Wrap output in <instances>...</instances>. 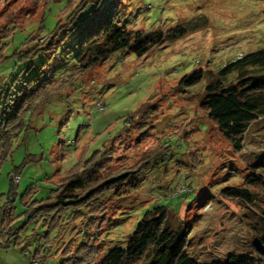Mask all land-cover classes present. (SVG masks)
Masks as SVG:
<instances>
[{
  "label": "rangeland",
  "instance_id": "374dc122",
  "mask_svg": "<svg viewBox=\"0 0 264 264\" xmlns=\"http://www.w3.org/2000/svg\"><path fill=\"white\" fill-rule=\"evenodd\" d=\"M69 1L31 5L30 0H0L1 35L15 24L2 40L0 115L7 95H14L32 76L54 80L67 75L64 88L28 117L31 130L24 144L14 145L0 163V208L8 213L3 219L0 213V264H28L30 254L46 240L40 224L23 227L25 191H30L28 200L44 198L79 155L83 159L112 145L118 156L114 167L132 166L140 153L158 142L161 156L136 177V189L126 187L119 196L108 192L100 198L107 208L95 241L101 258L112 248H124L142 214L156 207L163 208L164 225L174 240L185 232L181 249L198 264L225 262L228 253L236 259L253 253L264 258L251 245L255 238L250 228L258 208H264V121L248 127L242 150L235 153L193 99L210 83L233 82L234 71L223 76L220 70L264 48V0H117L118 23L127 30L158 28L165 33L178 28L185 33L172 41L163 39L140 58L129 53L111 56L70 80L72 34L63 40L56 32L57 53L23 55L30 48L28 35L44 39L65 20ZM194 74L199 75L196 84L179 83ZM142 115L140 122L151 124L139 128L135 124ZM129 131L148 136L141 139ZM10 174L19 178L16 186L9 181ZM232 186L254 193V205L222 198L220 191ZM9 191L14 198L10 208ZM80 232L76 243L83 242ZM53 237L49 235L42 246L48 247V260L38 262L57 261L55 250L68 231L58 243ZM148 262L143 258L138 264Z\"/></svg>",
  "mask_w": 264,
  "mask_h": 264
},
{
  "label": "trees",
  "instance_id": "16d2710c",
  "mask_svg": "<svg viewBox=\"0 0 264 264\" xmlns=\"http://www.w3.org/2000/svg\"><path fill=\"white\" fill-rule=\"evenodd\" d=\"M46 1L30 0V4ZM119 7L117 0H70L65 20L59 21L56 30L44 39L35 34L28 35L26 45L30 48L23 55L32 58L37 54L57 53L59 44L55 41L56 32H61L63 40L72 34L75 54L69 70L70 80L111 56L129 53L140 58L163 39L172 41L185 33L178 28L165 33L158 28L149 32L127 30L118 23ZM83 12V16L78 18ZM11 26V29L9 26L5 29L9 31L7 35L0 33V58L4 45L2 40L12 34L15 24L11 23ZM249 62L253 67L249 66ZM220 72L223 76L232 72L236 78L233 82L210 83L202 96H193V99L217 133L235 153H239L248 127L258 120L264 121V48L228 63ZM66 78L67 75L54 80L32 76L20 85L14 95H7L0 115V163L7 159L14 145L24 144L31 130L28 117L64 88ZM198 79L199 75L194 74L188 80L182 78L179 83L194 85ZM143 117L139 118L135 126L141 128L151 124L149 121L140 122L144 120ZM132 132L137 135L136 131L127 134ZM147 136L148 133L137 135L141 139ZM116 150L111 145L83 159L79 155L77 162L65 171L62 180L55 183L54 188L48 190L42 199L28 200L30 191L24 192L21 198L23 227L29 223L40 224L46 236L42 245L30 254L28 264L33 261L46 262L49 258L46 253L48 247L42 246L47 244L49 235L54 234L53 243H58L67 231V239L55 250L57 261L50 264H138L143 258L149 259L148 264H198L181 249L180 243H183L185 232L181 234L182 239L174 240L172 232L164 225L161 207L142 214L124 248H112L101 258L100 247L95 243L106 220L107 208L101 196L108 192L119 196L126 187L136 189V177L149 163L161 156L162 148L158 142L157 146L140 153L132 166L123 163L114 167L113 160L118 158L113 155ZM195 164L198 165V162ZM220 194L228 200L254 205L255 194L243 186L223 188ZM8 195L9 206L14 198L10 191ZM0 213L2 219L8 214L3 208H0ZM250 228L254 232L252 238L264 247V208H258L257 220L250 224ZM79 229L83 242L76 243L74 238L79 235ZM19 230L8 232L7 235H14ZM30 236L32 234L25 239ZM5 244L9 247L10 239ZM208 264H264V258L253 253L252 257L236 259L233 253H228L225 262Z\"/></svg>",
  "mask_w": 264,
  "mask_h": 264
},
{
  "label": "water",
  "instance_id": "95a60500",
  "mask_svg": "<svg viewBox=\"0 0 264 264\" xmlns=\"http://www.w3.org/2000/svg\"><path fill=\"white\" fill-rule=\"evenodd\" d=\"M251 245L258 254L264 257V247L256 239L252 240Z\"/></svg>",
  "mask_w": 264,
  "mask_h": 264
},
{
  "label": "built area",
  "instance_id": "2783aa9c",
  "mask_svg": "<svg viewBox=\"0 0 264 264\" xmlns=\"http://www.w3.org/2000/svg\"><path fill=\"white\" fill-rule=\"evenodd\" d=\"M9 178L12 181L13 186H16L17 183H18L19 178L18 177H15V175H11V174L9 175ZM32 264H42V263H40V262H34L33 261Z\"/></svg>",
  "mask_w": 264,
  "mask_h": 264
},
{
  "label": "crops",
  "instance_id": "0c3cea01",
  "mask_svg": "<svg viewBox=\"0 0 264 264\" xmlns=\"http://www.w3.org/2000/svg\"><path fill=\"white\" fill-rule=\"evenodd\" d=\"M4 243V242H3Z\"/></svg>",
  "mask_w": 264,
  "mask_h": 264
}]
</instances>
